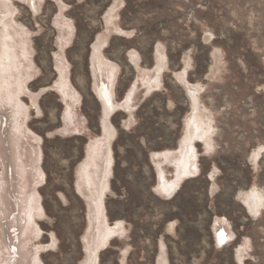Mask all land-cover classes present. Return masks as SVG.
I'll return each mask as SVG.
<instances>
[{
  "label": "rangeland",
  "instance_id": "obj_1",
  "mask_svg": "<svg viewBox=\"0 0 264 264\" xmlns=\"http://www.w3.org/2000/svg\"><path fill=\"white\" fill-rule=\"evenodd\" d=\"M15 97L0 264H264V0H0Z\"/></svg>",
  "mask_w": 264,
  "mask_h": 264
},
{
  "label": "bare ground",
  "instance_id": "obj_2",
  "mask_svg": "<svg viewBox=\"0 0 264 264\" xmlns=\"http://www.w3.org/2000/svg\"><path fill=\"white\" fill-rule=\"evenodd\" d=\"M4 36H7L6 35V33H4ZM19 64V62L17 61V65ZM17 69H16V73H20V68L19 67H16ZM7 76V78H10V75L9 74H7L6 75ZM8 83H10V82H8ZM13 83H16V79H13ZM5 85H7V82H5ZM18 86H19V84H17ZM5 89V88H4ZM100 93H101V95H102V97H104V96H106V94H105V92H103V90H101V91H99ZM105 100L109 103V101H110V97L109 96H106L105 97ZM11 101V102H10ZM10 101H7L5 98H3V99H1L0 100V113L2 114V115H5L6 117H8L9 116V118H8V123H6V127L4 126H2L1 124H0V126H1V129L3 130V134L6 136V138H5V142L8 144V146L7 147H9L10 148V150H11V147L13 148L14 147V144H13V141H12V137H11V129H12V126L14 127V130L15 131H18L19 133H20V128H18L17 127V124L15 123V121H13V117H12V115L10 114L11 112H14L13 110H12V108H13V106H18L19 107V105H20V102L18 101V98L17 97H15V99H13V100H10ZM15 112H17V111H15ZM17 113H19V111L17 112ZM17 113H16V120L18 119V115H17ZM21 113V112H20ZM10 114V115H9ZM4 124V123H3ZM1 130V131H2ZM9 154L11 155V153L9 152ZM11 157H12V155H11ZM2 158L4 159V157L2 156ZM13 166L14 167H16V172L18 173L19 171H22V165L21 164H17L16 162H15V164L14 165H12V168H13ZM14 171V170H13ZM15 172V173H16ZM16 173V174H17ZM17 178V177H16ZM19 180V179H18ZM20 181V180H19ZM19 206V205H18ZM18 209H20V206H19V208ZM21 212V211H20ZM3 214V213H2ZM20 216V215H19ZM19 216H17L19 219H20V217ZM18 221H20V220H18ZM19 230V229H18Z\"/></svg>",
  "mask_w": 264,
  "mask_h": 264
}]
</instances>
